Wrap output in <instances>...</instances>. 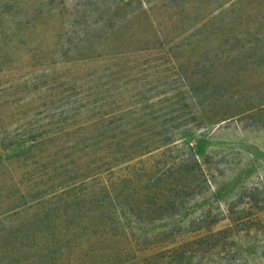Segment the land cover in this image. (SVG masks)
Here are the masks:
<instances>
[{
    "label": "rangeland",
    "instance_id": "1",
    "mask_svg": "<svg viewBox=\"0 0 264 264\" xmlns=\"http://www.w3.org/2000/svg\"><path fill=\"white\" fill-rule=\"evenodd\" d=\"M70 204L93 264H264V0H0V261Z\"/></svg>",
    "mask_w": 264,
    "mask_h": 264
},
{
    "label": "trees",
    "instance_id": "2",
    "mask_svg": "<svg viewBox=\"0 0 264 264\" xmlns=\"http://www.w3.org/2000/svg\"><path fill=\"white\" fill-rule=\"evenodd\" d=\"M207 1L210 0H203L204 3ZM209 10V8H205L203 12L206 14ZM193 14H196V11H194ZM188 174L189 172H184V179H181L182 175H175L171 177L169 185L172 188L170 189L167 185V187L164 188L165 194L159 198L158 202L155 204L152 205L151 203H146V205H142L140 207L139 205H136L134 208L146 216H150L154 212H158V216H160V214H162L165 210L170 208L171 210H174L176 204L178 203L177 193L180 192L178 190L183 188L189 189V185L187 183L188 181L184 183ZM73 208L75 209V207L70 204L63 210H56L57 213L54 228L52 227V229L49 230L51 235L48 233L51 239L49 242L45 241L42 243V264H93L91 260L95 255H98V258H104V253L100 248H105V244L108 239L107 235L110 232V229L114 227H109L110 225L106 223L101 225L98 230L94 231L89 230L87 226L79 228V224L77 222L76 224L73 222L74 217L72 216L75 213ZM48 218L49 217L46 215V220H48ZM76 227L77 229H75ZM44 231L46 232L47 230L44 229ZM188 243L189 242H186L160 252H154L155 249L146 251L141 255L143 258L136 255V257H133L135 260L128 264H148L154 262L152 260H155L154 264H182L187 256V250L184 246ZM124 250L134 251L133 247H129L127 249H121L118 247L115 253L116 255H119L120 253L125 252ZM101 263L102 261L99 264ZM0 264L12 263L2 260L0 261Z\"/></svg>",
    "mask_w": 264,
    "mask_h": 264
}]
</instances>
